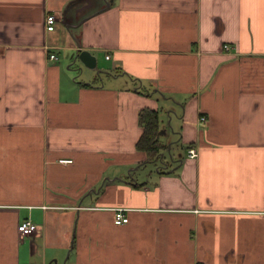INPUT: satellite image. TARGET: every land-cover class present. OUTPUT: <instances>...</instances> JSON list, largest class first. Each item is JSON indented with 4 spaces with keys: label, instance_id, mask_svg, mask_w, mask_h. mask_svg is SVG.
Masks as SVG:
<instances>
[{
    "label": "crops",
    "instance_id": "0c3cea01",
    "mask_svg": "<svg viewBox=\"0 0 264 264\" xmlns=\"http://www.w3.org/2000/svg\"><path fill=\"white\" fill-rule=\"evenodd\" d=\"M0 264H264V0H0Z\"/></svg>",
    "mask_w": 264,
    "mask_h": 264
},
{
    "label": "trees",
    "instance_id": "16d2710c",
    "mask_svg": "<svg viewBox=\"0 0 264 264\" xmlns=\"http://www.w3.org/2000/svg\"><path fill=\"white\" fill-rule=\"evenodd\" d=\"M138 122L142 126V133L136 142L138 150L145 153L144 162H156L165 145L159 139V120L156 110L143 108L138 113Z\"/></svg>",
    "mask_w": 264,
    "mask_h": 264
},
{
    "label": "built area",
    "instance_id": "2783aa9c",
    "mask_svg": "<svg viewBox=\"0 0 264 264\" xmlns=\"http://www.w3.org/2000/svg\"><path fill=\"white\" fill-rule=\"evenodd\" d=\"M55 21H56L55 15L52 13H47L45 15V18H44L45 28L48 31L53 30ZM223 48L225 50H229V46L227 44L223 45ZM105 57L108 58L109 55H105ZM49 58L55 59L56 56H55V54H50ZM199 121L205 122L206 117L203 115H200ZM187 154H188V157H196V155H197L196 150L194 148H189L187 150ZM127 221H128V218L125 215V209L118 208L114 211V223L115 224H122V223H126ZM17 230L19 231V233L21 235H28V234H31L32 232H34L36 230V225L29 220H25V221H22L18 224Z\"/></svg>",
    "mask_w": 264,
    "mask_h": 264
},
{
    "label": "water",
    "instance_id": "95a60500",
    "mask_svg": "<svg viewBox=\"0 0 264 264\" xmlns=\"http://www.w3.org/2000/svg\"><path fill=\"white\" fill-rule=\"evenodd\" d=\"M74 60L80 61L82 64L89 68L96 67V57L87 50H80L78 53H76V55L74 56Z\"/></svg>",
    "mask_w": 264,
    "mask_h": 264
},
{
    "label": "rangeland",
    "instance_id": "374dc122",
    "mask_svg": "<svg viewBox=\"0 0 264 264\" xmlns=\"http://www.w3.org/2000/svg\"><path fill=\"white\" fill-rule=\"evenodd\" d=\"M77 71V75H78V69L75 70V72Z\"/></svg>",
    "mask_w": 264,
    "mask_h": 264
}]
</instances>
